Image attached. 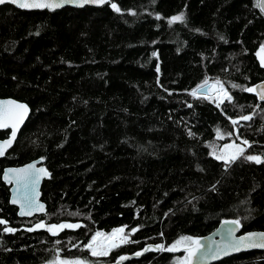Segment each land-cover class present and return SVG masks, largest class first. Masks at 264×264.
Masks as SVG:
<instances>
[{"label":"trees","instance_id":"trees-1","mask_svg":"<svg viewBox=\"0 0 264 264\" xmlns=\"http://www.w3.org/2000/svg\"><path fill=\"white\" fill-rule=\"evenodd\" d=\"M262 43L258 0L0 6V97L30 106L0 158V264H43L59 252L90 264H176L184 252L145 249L197 239L226 218L242 232L264 231V163L244 158L264 161V101L243 90L264 80ZM205 81H219L231 100L191 95ZM217 127L228 135L221 144L248 141L244 156L226 165L211 155ZM38 157L51 172L41 185L47 210L20 218L1 173ZM39 221L80 227L27 231ZM119 227L129 243L107 256L85 248L94 233ZM212 264H264V251Z\"/></svg>","mask_w":264,"mask_h":264},{"label":"snow or ice","instance_id":"snow-or-ice-1","mask_svg":"<svg viewBox=\"0 0 264 264\" xmlns=\"http://www.w3.org/2000/svg\"><path fill=\"white\" fill-rule=\"evenodd\" d=\"M14 3L20 8H48L55 9L61 7L64 3H93V4H103L106 0H0V4L5 3ZM112 8L116 11H120L116 4H112ZM159 18V17H157ZM183 14L173 16L170 23L176 21H183ZM261 52L264 53V47H262ZM261 64L264 66V55L261 56ZM207 81H205V85ZM219 85V81L216 82V85ZM233 87H238L237 85H233ZM204 88V85L198 87V89H194L191 93L194 97L197 94V91ZM247 92H256L261 100H264V90L257 91L254 88H245L243 89ZM220 92L223 94V98L227 100H231V96L228 95L223 88H220ZM204 99H210L207 95L203 97ZM219 99V97L217 98ZM222 103L223 101L220 100ZM219 106V103L218 105ZM28 109L26 105L17 104L14 101H6L0 103V128H11V138L5 141L3 144H0V155H3L6 148L11 146L13 140L16 137L19 126L23 123L25 116L27 115ZM243 120H250V116H243ZM233 124H236L237 121H232ZM191 135V133H190ZM219 135V132H218ZM244 144H248V141H243ZM226 149H233L231 152H227L226 154H222L216 156V159L222 160L226 165L234 162L237 158L244 156V149L240 148L238 145H226ZM248 161H254L255 163H264L260 156L248 155L244 157ZM11 173V178L9 177V173H5V179L8 180L9 183H12L13 180L17 183V185H23V187L27 190L30 186L32 189L35 188V185L38 184L40 178L42 176H48L49 173L44 168H37L35 165H28L26 168L9 170ZM19 187L17 188V192H19ZM20 203V215H31L33 211H43V205L39 204L36 201L34 195H30L27 191L21 193L18 197L14 196L12 203ZM230 223L237 224L238 221H231ZM0 224H5L4 220H0ZM45 224L43 222L37 223L34 228H28L27 231H34L36 229L44 228ZM80 225L74 224H60V225H50L47 227V230L52 233V235H57L59 231L65 228H77ZM5 232L11 233L14 232L15 229L11 227H5ZM133 232L136 229L132 230ZM233 230L230 229L229 233L231 234ZM103 233H96L95 236L92 237V240L86 245L88 249L91 251L92 256H107L108 253L116 247H119L120 244L129 243L128 236L124 234V228L115 229L113 233L107 237H104V243L101 244L98 242V238L103 237ZM259 239H264V234H259ZM181 244H185V252L187 255L177 262V264H192V258L197 255L200 250V241L193 239L191 237H181L179 240L175 242V244L170 247H165L164 245H156L154 247L146 248L145 251H168L175 252L179 249ZM241 247H264V242H258V238L254 237V235H249L247 237H241L239 240L233 242L231 245L227 246L224 249V254H227L228 248L232 250H240ZM142 253H136V255H141ZM215 258V256H213ZM127 259L126 257H120V260ZM51 264H86L85 261L81 260H61L57 258L55 261L51 262Z\"/></svg>","mask_w":264,"mask_h":264},{"label":"water","instance_id":"water-1","mask_svg":"<svg viewBox=\"0 0 264 264\" xmlns=\"http://www.w3.org/2000/svg\"><path fill=\"white\" fill-rule=\"evenodd\" d=\"M110 0H106L105 3H108ZM103 4H93V3H64L61 7L59 8H55V9H48V8H20L18 7L16 4L14 3H5V4H0V6L3 5H12L15 8L21 9V10H25V11H32V10H46L48 12H53L62 8H66V7H70V8H83L85 6H92V7H100ZM258 5L259 8L261 9L262 12H264V0H258ZM212 82H207V84L205 85V82L200 84L204 85V88L200 89L199 91H197V95L200 96H210L212 94L211 92V86H212ZM197 86L195 89H198ZM254 89H257V91H261L264 90V80H261L257 83H255L253 85ZM253 94H255L256 98L259 101H264L261 100L260 97L257 95L256 92H253ZM6 101H14L17 104H23L27 106L28 112L27 115L25 116L23 123L19 126V129L17 131L16 137L13 140L11 146L7 147L4 154L0 155V158H2L5 153L13 146L21 128L23 127L24 123L26 122V120L28 119L29 115H30V106L24 102V101H20L17 100L15 98L12 97H0V103L2 102H6ZM8 131V135L5 138L0 139V144H3L5 141L9 140L11 138V128H0V131ZM241 142V141H240ZM242 143V142H241ZM243 144V143H242ZM241 146V145H240ZM241 148L244 149L243 146H241ZM28 165H35L37 168H44L47 170V172L49 173L48 176H42L38 182V184L35 185V188L32 189L31 186L26 190L23 185H17V183L15 182V180H13L12 183H9L8 180L5 179V173H9V177L11 178V173L9 172V170H16V169H22V168H26ZM51 177V172L47 169L46 165L43 163V160L41 157L32 159L26 163H23L21 165H17V166H6L3 168L2 173H1V179L3 181V183L9 185V198H8V203L12 206H14L17 211L16 214L18 217L20 218H32L34 216H40V215H44L46 213L47 207H46V203L41 199V185L43 183L44 180H47ZM19 187L20 191L17 192V188ZM27 191L30 195H34L36 198V201L39 204L43 205V211H33L31 215H25L22 216L20 215V203H12V200L14 198V196L18 197L21 193ZM231 221H238L236 219L233 218H226V219H222L218 225L208 234H205L203 236L198 237L196 240L200 241V250L197 253L196 256H194L192 258V264H212L215 263L223 258L232 256V255H236L242 252H248V251H264V247H241L240 250H232L231 248H228L227 254H224V249L231 245L233 242L239 240L241 237H247L249 235H254V237L258 238V242H264V239H259V234H264V231H246V232H242V228H241V224L240 222L237 224H233L230 223ZM232 229L233 231L231 232V234L229 233V230ZM179 252H185V247H181L179 248L177 251L173 252V253H179ZM187 255V253H186ZM213 256H215V258H213ZM117 263L120 262V259H118L116 261Z\"/></svg>","mask_w":264,"mask_h":264},{"label":"rangeland","instance_id":"rangeland-1","mask_svg":"<svg viewBox=\"0 0 264 264\" xmlns=\"http://www.w3.org/2000/svg\"><path fill=\"white\" fill-rule=\"evenodd\" d=\"M262 47H264V43H262L259 47H258V49H257V51H256V56H257V59H258V61H259V63H260V65H262L261 64V56L262 55H264V53H262L261 52V49H262ZM264 67V66H263ZM212 83H216V82H212ZM222 86L219 84V89L217 90V91H215V89L214 90H211V92H212V94L210 95V96H208V97H210L215 103H219L220 102V100H223L224 98H223V94H222V92H220V88H221ZM223 88V87H222ZM249 88H252V87H249ZM224 90V89H223ZM196 96H200V95H196ZM204 97V96H203ZM219 97V99H217ZM247 116H249V115H247ZM243 117V116H242ZM242 117H239V118H236V119H233L232 121H237V123L239 122V121H242L243 119H242ZM236 123V124H237ZM235 130V129H234ZM216 138L212 141V142H210L209 144H208V147H209V150H210V153H211V155L213 156V157H215L216 158V156H219V155H222V154H226L227 152H231V151H233V149H226V145H238L240 148H241V146H243L244 144H242L243 143V141L244 140H242V139H240L239 140V142H236L235 140H231L232 141V143H227V144H221L220 143V141H223L224 139H226V137L228 136L227 134H225V133H223L218 127L216 128ZM236 131V130H235ZM218 132H219V135H218ZM242 143H241V142ZM241 145V146H240ZM247 146V144H245V147ZM244 147V146H243ZM41 222H43L44 223V221H39V222H37V223H41ZM36 223V224H37ZM35 224V225H36ZM60 224H74V225H78V223H71V222H61V223H58V224H55V225H60ZM50 225H53V224H49V225H45V227H46V229H47V227L48 226H50ZM119 228H122V227H119ZM119 228H117V229H119ZM66 229V228H65ZM67 229H74V228H67ZM48 231V230H47ZM49 232V231H48ZM60 232V231H59ZM58 232V233H59ZM50 233V232H49ZM96 233H100V232H96ZM96 233H94L93 234V236H95L96 235ZM52 234V233H51ZM92 236V237H93ZM107 236H109V234L108 235H105L104 234V236L103 237H100V238H98V242L99 243H101V244H103L104 243V237H107ZM92 237H91V239L88 241V243L92 240ZM87 243V244H88ZM86 244V245H87ZM124 244V243H123ZM86 245H85V248L89 251V253L91 254V251H90V249H88L87 247H86ZM121 245V244H120ZM113 249H115V248H113ZM186 254V253H185ZM180 255L179 257L180 258H177V262L179 261V260H182L186 255ZM97 257V256H96ZM57 258H59V259H61V260H68V261H74V260H81V261H84L83 259H81V258H76V257H73V258H67V257H62L61 256V252H59L58 253V255L56 256V258H54L53 260H51V261H49V262H46V263H43V264H51V262H53V261H55ZM86 262V261H85ZM177 262H176V264H177ZM86 264H90V263H88V262H86Z\"/></svg>","mask_w":264,"mask_h":264},{"label":"bare ground","instance_id":"bare-ground-1","mask_svg":"<svg viewBox=\"0 0 264 264\" xmlns=\"http://www.w3.org/2000/svg\"><path fill=\"white\" fill-rule=\"evenodd\" d=\"M214 85H216V83H213L212 84V86H211V90H214L215 89V91H217L218 89H219V85L218 86H216L215 88L213 87ZM197 95V94H196ZM2 98H4V97H2ZM113 232H111L109 235H111Z\"/></svg>","mask_w":264,"mask_h":264}]
</instances>
